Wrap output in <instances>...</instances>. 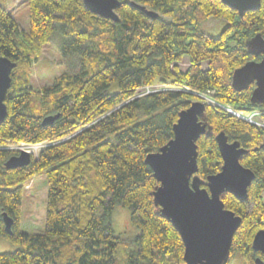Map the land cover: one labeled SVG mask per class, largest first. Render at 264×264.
Wrapping results in <instances>:
<instances>
[{
    "label": "trees",
    "instance_id": "1",
    "mask_svg": "<svg viewBox=\"0 0 264 264\" xmlns=\"http://www.w3.org/2000/svg\"><path fill=\"white\" fill-rule=\"evenodd\" d=\"M120 1V21L113 22L92 14L84 0H28L30 24L22 30L0 0V54L17 63L0 124V238L16 250L0 253V264H185L183 241L155 204L160 184L145 159L174 138L179 113L200 101L197 94L214 101L205 102L208 133L197 142L202 187L223 166L218 134L247 150L240 161L255 174L248 199L228 193L222 199L242 218L229 264L237 254L255 263L253 239L264 230V129L225 107L257 110L264 120V104L251 101L256 85L242 92L232 85L236 69L262 59L249 54L246 42L264 37V0L244 17L220 0ZM210 19L225 23L217 35L205 29ZM56 35L64 38L66 71L52 85L34 88L31 64ZM186 57L190 66L182 71ZM50 115L59 118L44 126ZM9 143L49 146L30 166L8 171L11 154L1 148ZM38 173L46 174L49 188L46 229L31 233L20 229L23 193ZM117 207L130 211L139 231L134 249L114 229ZM4 213L14 220L12 235Z\"/></svg>",
    "mask_w": 264,
    "mask_h": 264
},
{
    "label": "water",
    "instance_id": "2",
    "mask_svg": "<svg viewBox=\"0 0 264 264\" xmlns=\"http://www.w3.org/2000/svg\"><path fill=\"white\" fill-rule=\"evenodd\" d=\"M225 6L236 10L241 17L248 12H257L262 0H220ZM86 8L101 18L119 22L117 10L120 0H84ZM131 5L151 18L159 14L145 6L132 2ZM249 54L262 57L260 61H250L236 69L232 85L238 92L256 85L251 97L253 104H264V37L257 35L246 42ZM17 63L0 54V124L6 120L8 108L6 97L12 87V73ZM206 104L193 102L189 108L179 113L174 125V138L157 152L147 155L145 163L154 172L160 184L154 192V201L160 208L161 216L171 222L179 233L184 247L185 264H229L233 239L242 224V218L225 207L222 196L233 195L240 202L248 199V189L255 174L241 164V157L247 153L239 142H229L224 132L216 140L223 161L218 174L207 178V187H202L198 177L199 139L208 133V125L202 120ZM59 115L46 116L43 125H52ZM178 129L180 131H178ZM179 144L178 149L173 146ZM167 160L169 165L161 167L160 161ZM33 161L32 154L20 151L11 156L4 164L6 170L28 167ZM5 231L13 234L14 220L6 213L3 215ZM252 250L264 255V230L256 233ZM255 264H264L260 258Z\"/></svg>",
    "mask_w": 264,
    "mask_h": 264
},
{
    "label": "rangeland",
    "instance_id": "3",
    "mask_svg": "<svg viewBox=\"0 0 264 264\" xmlns=\"http://www.w3.org/2000/svg\"><path fill=\"white\" fill-rule=\"evenodd\" d=\"M27 1L28 0H6L9 9L13 12L14 17L20 24L22 30L28 29L30 24V9ZM224 25L225 23L221 20L210 19L204 26L208 33L211 35H217ZM63 41V36L56 35L51 42L43 45L37 60H35L30 67L29 80L32 87L41 89L52 85L54 80L66 71V66L64 65L60 52V45ZM189 66L190 59L188 57L179 64L182 71H186ZM203 66L204 68H207V63ZM157 87L155 86L147 90L151 91ZM159 87L165 88L160 85ZM196 96L199 97L200 101L207 103L213 100L212 95ZM47 146H49V143L36 145L28 143H9L6 146H3L1 150L9 152L11 156L18 155L20 151L24 150L31 153L33 159L37 161L41 152ZM33 151L34 153H32ZM48 190L46 174L43 173L36 174L25 184L22 202V216L20 220V229L22 231L31 233H42L45 231ZM112 221L116 233L126 241L129 249H134V240L139 235V231L131 222L130 211L126 208L117 207L113 213ZM15 250V244L9 239L0 238V253L14 252ZM230 264L255 263L254 260L249 259L248 255L237 254Z\"/></svg>",
    "mask_w": 264,
    "mask_h": 264
},
{
    "label": "built area",
    "instance_id": "4",
    "mask_svg": "<svg viewBox=\"0 0 264 264\" xmlns=\"http://www.w3.org/2000/svg\"><path fill=\"white\" fill-rule=\"evenodd\" d=\"M150 92H152V91L149 90L147 93H150ZM197 95L198 96H204L201 94H197ZM208 103L214 104V101L211 100V102L209 101ZM225 109L229 113L241 118L242 120L246 121L247 123H250V124L257 126L261 129H264V120L262 119V114L259 111L243 112V111H236V110L232 109L231 107H225Z\"/></svg>",
    "mask_w": 264,
    "mask_h": 264
},
{
    "label": "snow or ice",
    "instance_id": "5",
    "mask_svg": "<svg viewBox=\"0 0 264 264\" xmlns=\"http://www.w3.org/2000/svg\"><path fill=\"white\" fill-rule=\"evenodd\" d=\"M178 131H180L179 129H178ZM174 148H176V149H178V147H179V144L177 143L176 145H174L173 146ZM169 161H167V160H161L160 161V166L161 167H167L168 165H169Z\"/></svg>",
    "mask_w": 264,
    "mask_h": 264
},
{
    "label": "flooded vegetation",
    "instance_id": "6",
    "mask_svg": "<svg viewBox=\"0 0 264 264\" xmlns=\"http://www.w3.org/2000/svg\"><path fill=\"white\" fill-rule=\"evenodd\" d=\"M255 254H256L255 260H256L257 258H260V259H261V257L259 256L260 253H255Z\"/></svg>",
    "mask_w": 264,
    "mask_h": 264
},
{
    "label": "bare ground",
    "instance_id": "7",
    "mask_svg": "<svg viewBox=\"0 0 264 264\" xmlns=\"http://www.w3.org/2000/svg\"><path fill=\"white\" fill-rule=\"evenodd\" d=\"M32 153H34V151H33ZM36 153H37V152H36Z\"/></svg>",
    "mask_w": 264,
    "mask_h": 264
}]
</instances>
